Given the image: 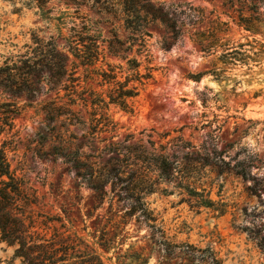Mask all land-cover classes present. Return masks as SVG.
Returning a JSON list of instances; mask_svg holds the SVG:
<instances>
[{
	"label": "rangeland",
	"instance_id": "obj_1",
	"mask_svg": "<svg viewBox=\"0 0 264 264\" xmlns=\"http://www.w3.org/2000/svg\"><path fill=\"white\" fill-rule=\"evenodd\" d=\"M148 1L166 23L149 22L146 57L135 48L122 53L139 61L141 74L151 71L143 85L129 83L138 88L130 112L109 103L113 84L85 78L89 67L78 66L79 85L94 89L106 108L78 106V126L51 130L41 110L51 93L42 84L30 101L0 88V126L9 121L0 145L27 198L25 222L58 243L75 235L104 264H264V0ZM117 3L0 0V67L36 39H53L69 53L75 29L97 41L95 69L115 66L123 82L133 72L106 49L109 40L130 42ZM158 155L169 164L165 175L152 158ZM102 165L122 174L96 193L80 175ZM13 251L0 243V264H20Z\"/></svg>",
	"mask_w": 264,
	"mask_h": 264
},
{
	"label": "trees",
	"instance_id": "obj_2",
	"mask_svg": "<svg viewBox=\"0 0 264 264\" xmlns=\"http://www.w3.org/2000/svg\"><path fill=\"white\" fill-rule=\"evenodd\" d=\"M35 1L39 6H42L47 0ZM62 1L75 6L86 1H95L99 6L100 1H118L117 4L124 15V27L130 32V42L129 46L124 47V44L116 39L109 40L106 47L107 54L114 58L126 60L128 71H132L133 74L130 78L125 77L124 81L120 82L117 80V73L114 71L117 67L105 63L106 70L95 69L99 47L92 36L83 34L84 31L72 29L74 33L71 37L72 40H67L69 53L61 50L53 39L47 41L33 40L25 55H21L15 62L8 60L0 67V88L11 95L25 96L26 100L30 101L34 94L38 93V86L42 84L45 88V94L51 93V96L42 102L41 110L47 124L53 128L51 129L53 131L55 124H59L64 129L83 124L77 110L78 106L87 108L89 104L95 110L102 109V107L103 109L106 108V103L98 98L94 89L79 85L78 66L91 68L85 76L86 79L89 75L95 74L101 78L100 85L113 84L114 86L108 90L109 103L130 112L132 107L129 102L138 95V88L136 85H129V83L137 82V84L143 85L144 81L151 78V71L150 68H147L146 72L141 74L138 70L139 61L133 57H123L122 53L135 48L137 54H144L146 57V38L148 37L146 28L149 22L159 20L166 23L164 14L158 8H154L148 0ZM108 6H110L109 3ZM241 20L246 30L254 29L255 25L251 18L241 17ZM81 29L85 28L81 27ZM171 32L176 34L174 29H171ZM102 50L100 49V51ZM69 54L78 61V65L70 60ZM100 118L106 123L102 127H106L109 123L108 117L103 114ZM94 121L96 123L89 127L92 133L99 124L98 119H94ZM3 126H9L7 117L1 122L0 134ZM152 158L160 172L165 175L169 165L166 158L162 155ZM112 166L114 167V165ZM74 167L81 170L78 162L75 163ZM84 168L80 176H88L89 184L96 193L100 191L102 184L107 183L108 178L117 180L122 174L120 167L110 169L107 165H102L100 173L91 166ZM96 172L98 173L97 176H95ZM240 174L242 177L245 176L244 169L241 170ZM127 183V189L131 190L135 180L128 179ZM112 184L115 185V183ZM26 202L27 198L20 189L19 183L12 177L2 143L0 145V243L5 244L6 247L14 248L12 259H19L20 264H104L95 250L75 235L68 238V243H64L65 241L58 243L61 240H55V237L47 239L45 235L30 232L31 226L26 224V217L22 211ZM109 244L108 240H104L100 246L104 251H108ZM122 258L124 257L122 256ZM137 258L134 259L136 262L142 259V257ZM120 262L122 261L120 260Z\"/></svg>",
	"mask_w": 264,
	"mask_h": 264
}]
</instances>
